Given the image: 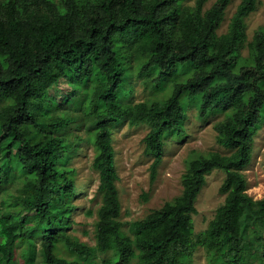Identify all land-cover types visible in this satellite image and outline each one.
Listing matches in <instances>:
<instances>
[{
  "label": "trees",
  "instance_id": "obj_1",
  "mask_svg": "<svg viewBox=\"0 0 264 264\" xmlns=\"http://www.w3.org/2000/svg\"><path fill=\"white\" fill-rule=\"evenodd\" d=\"M211 1L0 0V140H10L0 142L10 160L0 163V264H194L199 247L209 264H264V198L248 194L244 175L264 124V26L248 42L246 23L260 0H241L222 36L232 0ZM136 83L148 92L139 103ZM189 110L202 123L222 117L216 141L229 154L193 151L181 195L125 232L113 131L150 127L154 181ZM81 145L93 148L103 197L95 247L69 232V165ZM214 171L225 173V201L196 237V202ZM18 177V195L1 201Z\"/></svg>",
  "mask_w": 264,
  "mask_h": 264
},
{
  "label": "rangeland",
  "instance_id": "obj_2",
  "mask_svg": "<svg viewBox=\"0 0 264 264\" xmlns=\"http://www.w3.org/2000/svg\"><path fill=\"white\" fill-rule=\"evenodd\" d=\"M216 0H212L207 7H211ZM195 0H185L187 5H194ZM241 0H232L226 10L225 19L218 35H225L231 25ZM248 42L255 32L264 26V0H260L257 10L246 20ZM245 55L248 49H245ZM65 87V85H62ZM148 92L143 85L136 83L132 96L134 103L144 101ZM61 113H63L61 111ZM65 114V113H63ZM222 117L213 118L212 122L202 123L197 118L195 110H189L184 124L185 138L168 139L162 164L158 169L156 179L152 180V159L145 155L144 138L150 131L146 124L130 125L125 123L119 129H115L112 135V145L115 151L116 172L118 174L117 188L122 208L121 222L124 231L128 232L129 225L135 221L144 219L153 210L162 208L167 202L173 201L181 195L182 179L186 171V160L193 151L201 153L219 152L229 154L216 141L215 124ZM78 133V132H77ZM83 131L79 135H83ZM255 147L252 161L244 171L248 181V194L255 200L264 198V124L259 127L254 137ZM1 148H6L9 139L0 140ZM81 145L76 155H71L69 167L76 170V194L72 202L74 210L71 221L73 225L69 229L71 236L80 239L89 246H96L95 224L98 221V211L103 205V197L99 192V175L92 169L94 163V151L91 146L84 148ZM21 149L20 145L14 146L9 153L15 156ZM0 163L4 169L10 165V160L5 152L1 155ZM18 175V173H17ZM19 176V175H18ZM225 180V173L214 171L207 177V183L198 196L196 202L197 214L193 217L196 237L204 232L209 222L214 218L216 211L224 204L225 195L220 192ZM23 185L22 180L10 181L6 185V191L1 193V201L18 195V189ZM25 212L24 215H29ZM31 216V215H29ZM107 255H99L100 259L108 258ZM131 264H139L134 260ZM194 264H209L206 251L199 247L195 253Z\"/></svg>",
  "mask_w": 264,
  "mask_h": 264
}]
</instances>
